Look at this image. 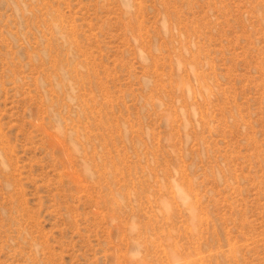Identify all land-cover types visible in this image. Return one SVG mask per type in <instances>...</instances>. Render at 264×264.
<instances>
[{
    "label": "rangeland",
    "instance_id": "rangeland-1",
    "mask_svg": "<svg viewBox=\"0 0 264 264\" xmlns=\"http://www.w3.org/2000/svg\"><path fill=\"white\" fill-rule=\"evenodd\" d=\"M0 264H264V0H0Z\"/></svg>",
    "mask_w": 264,
    "mask_h": 264
},
{
    "label": "bare ground",
    "instance_id": "bare-ground-1",
    "mask_svg": "<svg viewBox=\"0 0 264 264\" xmlns=\"http://www.w3.org/2000/svg\"><path fill=\"white\" fill-rule=\"evenodd\" d=\"M176 194L178 195V199L182 200L184 203H187L188 200H186V198L183 196L184 194H182V192L180 191L181 189H179L178 187L176 188Z\"/></svg>",
    "mask_w": 264,
    "mask_h": 264
}]
</instances>
